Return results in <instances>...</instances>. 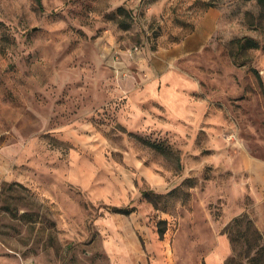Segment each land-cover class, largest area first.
I'll list each match as a JSON object with an SVG mask.
<instances>
[{
  "label": "rangeland",
  "instance_id": "1",
  "mask_svg": "<svg viewBox=\"0 0 264 264\" xmlns=\"http://www.w3.org/2000/svg\"><path fill=\"white\" fill-rule=\"evenodd\" d=\"M252 228L264 0H0V264H247Z\"/></svg>",
  "mask_w": 264,
  "mask_h": 264
},
{
  "label": "trees",
  "instance_id": "2",
  "mask_svg": "<svg viewBox=\"0 0 264 264\" xmlns=\"http://www.w3.org/2000/svg\"><path fill=\"white\" fill-rule=\"evenodd\" d=\"M153 147L156 149L162 150V146L160 144L156 143H151ZM113 211H124V212H129L128 209L124 208H118V207H112ZM243 219V216L235 217L231 220V222L225 227V232L229 237V240L231 243L234 245L237 237L235 234H233L232 229L239 224V222ZM252 233V242L247 245L246 247V252H245V259L247 264H253V263H258L262 264L264 262V242L261 240V235L260 233L255 229H251ZM224 264H241L239 260H237L236 255H232L229 258H227L224 261Z\"/></svg>",
  "mask_w": 264,
  "mask_h": 264
},
{
  "label": "crops",
  "instance_id": "3",
  "mask_svg": "<svg viewBox=\"0 0 264 264\" xmlns=\"http://www.w3.org/2000/svg\"><path fill=\"white\" fill-rule=\"evenodd\" d=\"M206 18V17H205ZM210 18V16H209ZM113 241V238H111ZM115 242V241H114ZM134 243V242H132ZM133 245V244H132ZM121 246L125 247L126 244L122 242ZM224 250V247L223 246H217L213 249V251L209 252V254H207V256H205V260H204V263L205 264H220V259H221V256H222V252ZM121 264H130L129 261L127 262L124 257L121 261ZM224 264V263H223Z\"/></svg>",
  "mask_w": 264,
  "mask_h": 264
}]
</instances>
